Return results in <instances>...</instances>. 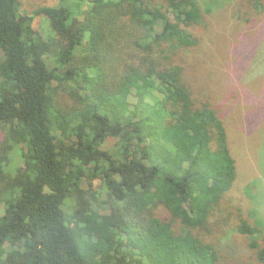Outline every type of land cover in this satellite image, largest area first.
<instances>
[{
    "label": "trees",
    "instance_id": "trees-1",
    "mask_svg": "<svg viewBox=\"0 0 264 264\" xmlns=\"http://www.w3.org/2000/svg\"><path fill=\"white\" fill-rule=\"evenodd\" d=\"M225 1L0 0V264H229L233 229L264 264L260 185L227 228L231 131L176 57Z\"/></svg>",
    "mask_w": 264,
    "mask_h": 264
},
{
    "label": "rangeland",
    "instance_id": "rangeland-1",
    "mask_svg": "<svg viewBox=\"0 0 264 264\" xmlns=\"http://www.w3.org/2000/svg\"><path fill=\"white\" fill-rule=\"evenodd\" d=\"M22 1L26 9L36 3L48 4L55 0ZM236 3V0H226L215 12L222 10L224 13L220 12L215 18L206 16L202 25L193 28L199 43L180 51L182 57L176 56L196 63L198 69L195 81L198 83H194V93L202 92L204 101L224 116L226 126L231 131L230 142L232 151L236 154L235 156L233 153L240 179L231 192L229 210L232 212V220L227 227L229 229L233 227L240 212L251 222L255 219L252 215L255 203L250 200L248 192L245 194L244 189L249 180L259 183V193L257 190L256 194L257 198L260 195L264 203V13L247 21L246 12L237 7ZM33 25L40 31L48 32V23L41 17H36ZM255 117L259 133L249 136L250 123ZM114 142L109 137L103 148L111 149ZM14 157L13 155V159ZM93 184L97 186L99 181L95 180ZM262 209L261 218H264V208ZM226 233L225 243L232 244L230 246L235 247L240 255V260L230 257L231 260L226 256L227 262L250 264L249 253L244 249L245 236L235 229ZM261 234L264 235V226Z\"/></svg>",
    "mask_w": 264,
    "mask_h": 264
}]
</instances>
